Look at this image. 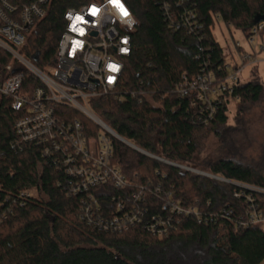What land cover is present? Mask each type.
<instances>
[{
    "label": "trees",
    "instance_id": "obj_1",
    "mask_svg": "<svg viewBox=\"0 0 264 264\" xmlns=\"http://www.w3.org/2000/svg\"><path fill=\"white\" fill-rule=\"evenodd\" d=\"M91 1L53 0L28 37L25 57L46 72L56 61L64 14ZM129 3L138 26L118 88L127 100L121 103L111 95L91 103L95 115L130 143L113 138L114 163L128 186L106 185L89 194H72L75 180L39 147L15 145L20 115L10 99L0 98V264H260L263 229L239 224L248 221L253 209L264 214V173L232 159L212 164L209 177L173 166L190 165L208 131L224 126L228 115L227 104L217 102L215 116L205 126L194 118L188 100L172 91L185 73L211 70L225 76L224 50L214 35L216 22L247 37L264 22V0ZM185 15V22L196 23L194 29L170 27ZM262 39L264 44V30ZM9 61L0 50V63ZM32 81L26 77V83ZM263 96L264 84L252 81L235 87L232 99L239 105L256 104ZM82 121L98 134L96 125ZM169 202L194 212L172 214ZM133 206L141 225L126 231L104 229L105 223L132 214Z\"/></svg>",
    "mask_w": 264,
    "mask_h": 264
},
{
    "label": "built area",
    "instance_id": "obj_2",
    "mask_svg": "<svg viewBox=\"0 0 264 264\" xmlns=\"http://www.w3.org/2000/svg\"><path fill=\"white\" fill-rule=\"evenodd\" d=\"M52 1L0 0V50L10 58L8 64L0 63V98L10 99L13 110L20 115L14 127L15 145L39 147L44 157L53 160L54 165L75 180L72 194H89L93 188L106 185L125 189L128 181L114 163L113 138L120 141L122 138L95 115L91 103L111 95L117 96L121 103L126 102L127 96L118 88L125 59L133 52L138 21L129 0H93L69 9L64 14L65 31L52 65L54 70L48 73L38 69L22 50ZM168 6L164 4L166 15L172 20ZM187 19L185 15L181 21L173 20L170 27L194 29L196 23L185 22ZM263 30L264 22H259L247 36L254 53L243 50L242 68L226 69L223 77L211 70L194 76L185 73L175 84L172 92L188 100L189 109L198 122L208 126L216 113L215 104H227L232 98L235 87L241 84L240 74L247 61H255L258 47L259 52L264 51ZM236 47L242 48L239 43ZM256 64L258 62H249V65ZM27 76L34 82L26 83ZM131 96L134 98L136 93ZM147 99L153 103L151 97ZM71 112L79 117H72ZM80 117L96 125L98 134L94 135ZM135 197L139 199L140 195ZM90 200L96 202L93 197ZM167 206L172 214L194 212L175 202ZM118 208L123 211L125 206L120 203ZM134 212H138L136 206L132 214L126 212L125 217L105 223L104 229L126 231L141 225V218L134 216ZM248 216V221L240 226L264 223V214L256 209Z\"/></svg>",
    "mask_w": 264,
    "mask_h": 264
},
{
    "label": "rangeland",
    "instance_id": "obj_3",
    "mask_svg": "<svg viewBox=\"0 0 264 264\" xmlns=\"http://www.w3.org/2000/svg\"><path fill=\"white\" fill-rule=\"evenodd\" d=\"M214 35L224 50L226 69L242 68L243 50L250 54L254 53L246 35L229 24L216 22ZM237 43L243 49H237ZM259 50L258 47L255 61L253 59L247 61V66L240 74L241 84L252 81L264 84V52ZM249 62H258V64L249 65ZM53 70L54 67L51 66L46 72ZM227 115L228 122L224 126L208 131L202 148L193 162L190 165H180L182 170L209 177L212 164L220 160L232 159L264 173V96L256 104L243 105H239L231 98L227 101ZM255 225H260L264 231V223ZM260 264H264V260Z\"/></svg>",
    "mask_w": 264,
    "mask_h": 264
},
{
    "label": "water",
    "instance_id": "obj_4",
    "mask_svg": "<svg viewBox=\"0 0 264 264\" xmlns=\"http://www.w3.org/2000/svg\"><path fill=\"white\" fill-rule=\"evenodd\" d=\"M121 139V138H120ZM124 143H126V144H128V145H130V143H128L127 141H125V140H123V139H121ZM140 152H142V153H145V152H143V151H141V150H139ZM156 159V158H155ZM173 166H176V167H180L179 165H175V164H172ZM181 168V167H180Z\"/></svg>",
    "mask_w": 264,
    "mask_h": 264
},
{
    "label": "snow or ice",
    "instance_id": "obj_5",
    "mask_svg": "<svg viewBox=\"0 0 264 264\" xmlns=\"http://www.w3.org/2000/svg\"><path fill=\"white\" fill-rule=\"evenodd\" d=\"M126 14V13H125Z\"/></svg>",
    "mask_w": 264,
    "mask_h": 264
}]
</instances>
